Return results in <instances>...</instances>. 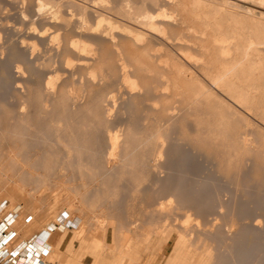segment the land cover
Segmentation results:
<instances>
[{"label": "rangeland", "instance_id": "rangeland-1", "mask_svg": "<svg viewBox=\"0 0 264 264\" xmlns=\"http://www.w3.org/2000/svg\"><path fill=\"white\" fill-rule=\"evenodd\" d=\"M188 1L0 0V156L7 153L6 150L14 156L11 147L17 145V141L23 143L19 145L28 147H24L18 157L8 154L9 158L0 159L1 211L11 209V199L6 195H17L13 190L9 191V186L11 189L19 188L16 190L19 197L12 198L15 200L12 212L20 208L17 213L14 212L16 218L19 217L18 225H15L18 234L12 244L13 238L8 242L11 244L9 247H13L17 240L31 241L35 237L52 247L55 244L46 228L52 224L64 226L67 221H74L78 223V228L84 229L87 247H97L93 244L95 241L99 245V255L104 258L101 264H175L177 261L174 263L173 258L176 247L174 249L173 244L176 236L182 234L183 228L186 233L189 230L186 241L193 236L191 242L187 241L190 248H194L200 240L203 245L207 244L209 251L213 248L211 253L199 244L203 250L201 252L197 244L199 249L188 250L192 254L196 251L195 256L203 253L202 257L196 256V259L201 257L205 260L207 257L205 261L208 264H264V217L260 219L259 225L244 219L239 220L241 222L235 228L231 227V216L228 219L224 216L228 208L223 209L226 201L229 202L230 197L227 196L230 194L219 189L221 183L232 182L231 185L228 183L232 190L236 181L239 188H246L249 178L254 190L264 196V121L235 106L222 92L213 88L203 72L209 67L205 63H210V60V65L215 66L214 56L217 54L214 52L212 55V43L215 42L210 39L211 33L207 26L226 7L228 10L224 11L225 14L230 13L238 18L253 16L243 9L250 7V3L245 0L244 3L235 2L236 5L229 7L221 0H194L201 7L193 10L190 7L192 0L189 4ZM261 5V9H250L261 12L262 15L258 17L264 21V1ZM146 12L170 16L167 20L156 21L161 28L159 34L148 32L140 25L141 17L138 15ZM231 22L228 21L230 25ZM74 42L79 45L77 49L72 45ZM258 51L257 56L256 52L254 54L257 58L260 56L256 60L261 61L260 67L264 70V63L261 65L264 62V46H258ZM179 70H183L185 84L179 77L176 79L180 82L171 80ZM125 79L130 83L125 82ZM131 82L135 83L137 89L129 88ZM200 82L216 101L214 104L211 102V107L217 110V105L221 104L223 108H229V113L219 108L221 112L224 111L222 114L225 117L230 116L224 122L225 118H222L221 127L216 122L220 119L215 121V118L207 116L210 105L207 106L205 100L190 99ZM194 83L196 85H192ZM192 86L195 88L191 90ZM164 100H167V104ZM202 119H206V123L203 121L202 124ZM225 123L233 129L231 134L224 127ZM67 132L81 137L78 143L80 153H74L75 160L69 158L73 153L66 158L62 150L61 141ZM152 132L157 133L153 136ZM239 136L246 140L245 151L240 149V155L236 143L240 141ZM158 149H162L160 155L155 154L160 151ZM46 153L52 160L46 157ZM233 154L238 157L227 161L234 157ZM39 158L48 161L43 163L46 168L42 164L44 169L40 171L41 167L36 166L35 171H29L31 176L28 170L27 173L25 169L22 170L26 160L35 162L37 159L41 164ZM52 168L56 171H52ZM43 176L49 180H43ZM57 181L61 182L60 185ZM234 188L233 191H236ZM163 201L168 203L169 206L164 204L173 214L168 216L156 208ZM256 207L261 209L264 205L258 203ZM178 211L191 213L185 217L184 214H178L181 216L179 218ZM227 213L230 215V212ZM179 222L185 225L181 226ZM80 223L83 225L80 226ZM174 223L180 224L176 227L181 230H176ZM170 226H174L173 232L169 231ZM194 236L200 239L195 244ZM73 237L72 232L66 231L65 239L58 248L60 259L50 261L42 257L43 262L62 264L63 260L80 256L81 244L78 241L73 240L71 248L68 247ZM126 246L139 256L129 258L126 255L127 260L132 259L130 263L118 260ZM203 247L209 252L208 255H213L212 258L207 252V256L204 254ZM196 259H193L192 264L205 263L200 262V258V263ZM83 264H94V261L87 257Z\"/></svg>", "mask_w": 264, "mask_h": 264}, {"label": "bare ground", "instance_id": "bare-ground-1", "mask_svg": "<svg viewBox=\"0 0 264 264\" xmlns=\"http://www.w3.org/2000/svg\"><path fill=\"white\" fill-rule=\"evenodd\" d=\"M170 0H168V2H169ZM182 1V0H181ZM187 1V0H186ZM190 1V0H189ZM189 1L187 2L188 4H189ZM214 0H212V2H213ZM222 2L221 3H223L224 5L226 4V5H229V7H231L232 6V4L233 5H236V4H234L235 2H238V3H240V2H242V3H244V1L245 0H221ZM247 1V0H246ZM249 1V2H248ZM247 2L248 3H250V4H248V3H246V4H248V6H250V7H254V8H257V9H261V7L260 6H262L261 5V3H263V1L264 0H248ZM167 2V3H168ZM201 2V1H200ZM207 2V1H206ZM251 2H254V4H252ZM172 3V2H171ZM174 3V2H173ZM172 3V4H173ZM178 3V2H177ZM182 3V2H181ZM180 3V4H181ZM191 3V2H190ZM215 3V2H214ZM257 4V6H255L256 4ZM180 4H179V6H180ZM203 4V3H202ZM220 4V3H219ZM208 5H210V4H208ZM222 5V4H221ZM239 6V5H238ZM190 7L193 9V10H196V9H199L200 7H201V5H200V3L198 2V1H194V0H192V4L190 5ZM209 7V6H208ZM222 7V6H221ZM224 7H226V6H224ZM234 7V6H233ZM232 7V8H233ZM237 7V6H236ZM235 7V8H236ZM250 7H243V9L246 11V13H252V15L253 16H250V17H247L246 16V18H238V17H234V15H232V14H230V13H228V14H225V12L224 11H226V10H228L227 9V7H226V10H224V8L222 9V10H224L223 12L221 11V10H219L217 7V9H218V11H221V14H219V17H217V16H214V17H216V18H218V19H216L215 18V20L213 19L211 22V24L210 23H207V20H206V23L210 26H207V24H206V26L208 27V29L210 30L209 32L211 33V35H210V39H214V41L213 42H215V43H212V41L210 42V43H212V50H211V52L213 51V56H214V52L215 53H217V54H215V56H217V57H215L214 56V58H215V66L214 67H212L213 65H210V64H212L211 63V60H210V63L208 62L207 64L205 63V65L206 66H209V67H206V69H205V71H203L205 74H204V77H206L209 81L208 82H210L211 83V85L213 86V88L214 89H216L217 91H219V92H222V94L230 101L231 100V102H233L234 103V105L235 106H237L238 108H240L243 112H245L246 114H254L256 117H258V118H260L262 121H264V81H263V79H264V70H262L261 68L262 67H260V63H259V61L258 60H256V59H258V58H260V56L257 58L256 56L258 55V53L257 52H259L258 51V46H264V23H262V22H264V21H262V20H260V16L262 15V13L261 12H259V11H257V10H255V9H250ZM263 7V6H262ZM189 8V7H188ZM212 8V7H211ZM210 8V9H211ZM214 8V7H213ZM215 8V9H216ZM239 8V7H238ZM124 9V8H123ZM190 10V9H189ZM238 10V9H237ZM200 11V10H199ZM240 11V10H239ZM191 12V11H190ZM196 12V11H195ZM194 12V13H195ZM214 12V11H213ZM228 12V11H227ZM234 12V11H233ZM210 13V12H209ZM217 13V12H216ZM208 14V13H207ZM214 14V13H213ZM191 15V14H190ZM190 15H189V17H190ZM197 15V14H196ZM212 15V14H211ZM217 15H218V13H217ZM138 16H140L141 17V19H140V21L141 22H139L140 23V25H142L144 28H146L147 30H148V32H151V33H160V27L158 26V24L156 23V21L157 20H167V18L168 17H170V16H166L165 14H150V13H144L143 15H138ZM192 16V15H191ZM243 16V15H242ZM259 16V17H258ZM195 17H197V16H195ZM203 17H204V15H203ZM212 17V16H211ZM258 17V18H257ZM172 18V17H171ZM170 18V19H171ZM208 19V18H207ZM139 20V19H138ZM182 20V19H181ZM99 21V20H98ZM101 21L103 22V19H101ZM137 21V20H136ZM209 21V20H208ZM228 21L230 22V21H233V22H231L232 24H233V26H231L229 23H228ZM262 21V22H261ZM104 22H105V20H104ZM185 22V21H184ZM102 24V23H101ZM212 24H213V27H212ZM204 26H205V24H204ZM98 28L99 27H97V30H98ZM205 29V31H206V28H204ZM212 29V30H211ZM245 29H247L248 30V32L245 30ZM194 30V29H193ZM184 31V30H183ZM204 31V32H205ZM192 32V31H191ZM207 32V31H206ZM156 33V34H157ZM194 33V32H193ZM208 33V32H207ZM212 34H213V37H215V38H213L212 37ZM212 37V38H211ZM140 40V39H139ZM230 40V41H229ZM233 40V41H232ZM235 40V41H234ZM234 42V43H232V42ZM230 42V43H229ZM214 44V45H213ZM219 44V45H218ZM231 44V45H230ZM71 45V44H70ZM72 45H74V47H75V49H77L78 47L77 46H79V45H76V43L74 42V44L72 43ZM208 45H209V43H208ZM211 45V44H210ZM233 46V47H232ZM74 47L72 48V49H74ZM211 47H209V48H211ZM81 48V47H80ZM203 49V48H202ZM208 50H210V49H208ZM261 50H263V48L261 49ZM77 51V50H76ZM79 51V50H78ZM84 51V50H83ZM142 52V51H141ZM210 52V51H209ZM234 54H233V53ZM257 54H256V53ZM264 52V51H263ZM256 54V56H255V54ZM209 54V53H208ZM259 54H261V53H259ZM143 55V54H142ZM183 55H184V53H183ZM188 55V54H187ZM186 55V56H187ZM264 55V54H263ZM180 56H182L181 54H180ZM185 56V55H184ZM183 56V57H184ZM254 56L256 57L255 59H254ZM145 57V56H144ZM190 57V56H189ZM141 60H142V58H141ZM140 60V61H141ZM191 60V59H190ZM147 61V60H146ZM263 61V60H262ZM261 62V61H260ZM143 63H144V61H143ZM142 63V64H143ZM263 63L264 62H262L261 63V65H263ZM148 66V65H147ZM177 66V65H176ZM211 66V67H210ZM148 67H152V66H148ZM180 68V67H179ZM208 68V69H207ZM202 70V69H201ZM183 71V70H182ZM182 71L181 70H179V71H177V73L178 74H174V75H176L175 76V78L174 77H171V78H173V79H171V80H174V79H176V78H178L179 77V79L180 80H183L182 82L185 84V81H184V79H182V76H183V73H182ZM173 73V72H172ZM192 74V73H191ZM185 76V75H184ZM192 76V75H191ZM127 77V76H126ZM125 78V77H124ZM192 78V77H191ZM169 80H170V78H168ZM179 79H176V80H178L179 82H180V80ZM186 79V78H185ZM194 79H195V77H194ZM205 79V78H204ZM206 79V80H207ZM127 80H128V78H127ZM170 80V81H171ZM175 80V81H176ZM192 80H193V78H192ZM196 81H197V79H195ZM194 80V81H195ZM175 81H173L174 83H175ZM177 81V82H178ZM195 81V82H196ZM125 82H129V81H126V79H125ZM133 82V81H132ZM131 82V85H129V88L131 89V88H134V89H137V87L133 84ZM167 82H169V81H167ZM172 82V83H173ZM176 82V83H177ZM193 82V81H192ZM199 82V81H198ZM130 83V82H129ZM166 83V82H165ZM171 83V82H170ZM169 83V84H170ZM189 83V82H188ZM187 83V85L189 86V84ZM164 85V84H163ZM192 85H196V83H194V84H192ZM197 85H198V83H197ZM204 85V84H203ZM169 86V85H168ZM182 86V85H181ZM202 85H201V82H200V86H197V88H195L194 86H192V88H191V90L193 89V88H195L196 90V93L195 92H193V93H195V94H193V97H191L190 99H192L193 98V100L195 101V100H198V99H200L199 101H201V98L203 99V100H205L206 101V105L207 106H209L210 107V111L209 110H207L208 111V115L207 116H210L212 119L213 118H215V121L217 120V119H220V120H218V121H216V122H218L219 123V125H217V126H220V124H221V120H222V118L224 119L223 120V122L226 120V119H228L227 117H230V116H227L226 114V116L227 117H225L224 116V114H222L224 111H220L222 108H223V106H221V104L218 106L217 104V110L216 109H214V108H216V107H211V102H212V104H214L216 101H214V97L211 95V94H209L207 91H205L204 89L206 88H204L203 89V86L201 87ZM161 87H163V86H161ZM178 87V86H177ZM166 88H167V86H166ZM159 88H157V89H155V92L157 93V91L156 90H158ZM163 89V88H162ZM168 89V88H167ZM188 89V88H187ZM189 89H190V86H189ZM179 90V89H178ZM160 91V90H159ZM162 91V90H161ZM189 91V90H188ZM167 92H168V90H167ZM169 92H170V90H169ZM191 92V91H190ZM189 93V92H188ZM161 94H164V93H161ZM168 94V93H167ZM183 94V93H182ZM163 96V95H162ZM180 96V95H179ZM188 96V95H187ZM190 96H192L191 94H190ZM189 96V97H190ZM178 97V96H177ZM177 97H175V98H177ZM183 97V96H182ZM196 97V98H195ZM108 98V97H107ZM181 98V97H180ZM179 98V99H180ZM167 99V98H166ZM187 99V98H186ZM190 99H189V101H190ZM107 100V99H106ZM111 100V99H110ZM173 100V99H172ZM164 101H166V103L165 104H167V100H164ZM188 101V102H189ZM194 101H192V102H194ZM163 102V101H162ZM175 102V101H174ZM163 103V104H164ZM223 103V102H222ZM225 103V102H224ZM223 103V105H225ZM230 103V102H229ZM182 104V103H181ZM188 104V103H187ZM190 104V103H189ZM170 105V104H169ZM177 105V104H176ZM175 105V106H176ZM180 105V104H179ZM185 105V104H184ZM215 105V106H216ZM164 106V105H163ZM181 106V105H180ZM191 106V105H190ZM212 106H214V105H212ZM164 107H166V105L164 106ZM222 107V108H221ZM174 108V107H173ZM182 108V107H181ZM204 108V107H203ZM207 108V107H206ZM219 108H221V109H219ZM165 109H167V107L165 108ZM169 109H171V108H169ZM228 110L229 108L227 107V109H226V107L224 106V108H223V110ZM175 110V109H174ZM185 110V109H184ZM181 111V110H180ZM221 113H220V112ZM108 112H110V111H108ZM175 112V111H174ZM226 112H228L229 113V110L228 111H226ZM181 113V112H180ZM198 113H199V111H198ZM202 113V112H201ZM205 114H206V112H204ZM176 114V113H175ZM200 114V113H199ZM205 114H203V115H205ZM182 115V114H181ZM181 115H179L180 117H181ZM184 115V114H183ZM182 115V116H183ZM240 115H244V114H240ZM187 116V115H186ZM206 116V118H208ZM254 116V117H255ZM173 117V116H172ZM177 117V116H176ZM189 117V116H188ZM175 118V117H174ZM201 118V117H200ZM211 118H210V120H211ZM240 118H241V116H240ZM243 118V117H242ZM171 119H173V118H171ZM204 119V118H203ZM202 119V124H203V120ZM101 120V119H100ZM199 120V119H198ZM201 120V119H200ZM209 120V119H208ZM243 120V119H242ZM164 121V120H163ZM205 121H206V119H205ZM204 121V122H205ZM162 122V121H161ZM209 122V121H208ZM234 122V121H233ZM238 122V121H237ZM165 123V122H164ZM206 123V122H205ZM210 123H211V121H210ZM253 123V122H252ZM263 123V122H262ZM158 124V123H157ZM186 124V123H185ZM201 124V125H202ZM228 124V123H227ZM225 126V128H228L229 130V133L231 134V130H233V129H231V128H229V126L227 127L226 126V123L224 124ZM184 126V125H183ZM203 126V125H202ZM211 126V125H210ZM215 126V124L213 125V127ZM148 127V126H147ZM198 127V126H197ZM203 127H206V126H203ZM221 127V126H220ZM16 128V127H15ZM14 128V129H15ZM151 128V127H150ZM160 128V127H159ZM182 128V127H181ZM199 128V127H198ZM197 128V129H198ZM216 128V127H215ZM155 129V128H154ZM208 129V128H207ZM210 129V128H209ZM214 129V128H213ZM217 129V128H216ZM254 129H255V127H254ZM66 130V129H65ZM156 130V129H155ZM205 130H206V128H205ZM235 130V129H234ZM147 131H149V130H147ZM221 131V130H220ZM220 131H218V132H220ZM255 131H257V130H255ZM255 131H252V132H255ZM19 132V131H18ZM215 132H217V131H215ZM235 132H237V130L235 131ZM238 132H239V130H238ZM242 131H240V133H241ZM244 132V131H243ZM246 132V131H245ZM17 133V132H16ZM32 133V132H31ZM147 133V132H146ZM157 133V132H156ZM155 132H152V135L154 136L155 134H156ZM225 133V132H224ZM223 133V134H224ZM147 134H149V133H147ZM223 134H222V136H223ZM246 134V133H245ZM150 135V134H149ZM210 135V134H209ZM211 135H213V134H211ZM216 135V134H215ZM256 135V134H255ZM31 136V135H30ZM64 137L62 138V141L61 142H63V143H61V144H63V148H62V150H63V152L65 151V153H66V158H68L69 157V155L71 154V153H73L72 154V156L71 157H69V158H72L73 156H75V155H77L76 154V151H77V153L79 152V149H78V146H79V138L81 139V137H79V138H77V137H75V136H77V135H72L71 133L69 134L68 132H67V134H64L63 135ZM226 136V135H225ZM228 136V135H227ZM241 136H244L243 134L241 135ZM254 136V135H253ZM33 137V136H32ZM31 137V138H32ZM147 137V136H146ZM145 137V138H146ZM152 137V136H151ZM237 137V136H236ZM19 138V137H18ZM28 138V137H27ZM61 138H59V141L61 140ZM211 138V137H210ZM226 138V137H225ZM233 138V137H232ZM239 138H240V136H239ZM264 138V137H263ZM262 138V139H263ZM16 139V138H15ZM24 139V138H23ZM217 139V138H216ZM20 140V139H19ZM22 140V139H21ZM239 140V139H238ZM248 140H249V138H248ZM31 142V141H30ZM56 142V141H55ZM17 143V145H15ZM22 142L20 141V143H19V141H17V142H15V146H13L12 145V151L11 152H14V156L10 153L9 154V151H7L6 150V152L7 153H4V154H1V156H0V159L1 158H4L5 159V157L6 158H9L10 156L9 155H12L14 158L15 157H18L19 156V153H21L24 149V147H25V149H27L26 148V145L23 147L22 145H19V144H21ZM32 143V142H31ZM59 143V144H60ZM229 143V142H228ZM238 145V153H239V155H240V151H242L243 152V150H244V148H246V140H245V138H240V141H238V142H236ZM23 144V143H22ZM25 144V143H24ZM26 144H27V142H26ZM28 144H29V142H28ZM27 144V145H28ZM60 144V145H61ZM161 145H162V143H161ZM160 145V146H161ZM212 145V144H211ZM62 146V145H61ZM156 146H158L157 144H156ZM229 146V145H228ZM236 146V145H235ZM236 146V147H237ZM248 146V145H247ZM22 147V148H21ZM32 147V146H31ZM159 147V146H158ZM157 147V148H158ZM257 147V146H256ZM156 148V147H155ZM156 148V149H157ZM161 148V147H160ZM215 148V147H214ZM231 148V147H230ZM232 148H234V146L232 147ZM23 149V150H22ZM155 149V150H156ZM219 149V148H218ZM235 149V148H234ZM241 149V150H240ZM243 149V150H242ZM8 150H10V148L8 149ZM22 150V151H21ZM158 150H160V149H158ZM228 150V149H227ZM240 150V151H239ZM20 151V152H19ZM27 151V150H26ZM32 151H34L33 149H32ZM216 151V150H215ZM230 151V150H229ZM228 151V152H229ZM232 151H234L233 149H232ZM245 151V150H244ZM248 151V150H247ZM262 151V150H261ZM2 152H5L4 150L2 151ZM51 152V151H50ZM162 152V149L159 151V152H155V154L156 153H158L159 155H160V153ZM16 153V154H15ZM18 153V154H17ZM26 153V152H25ZM25 153H23V154H25ZM64 153V154H65ZM74 153H75V155H74ZM80 153V152H79ZM78 153V154H79ZM84 153V152H83ZM154 153V152H153ZM221 153V152H220ZM232 153H234V152H232ZM249 153V152H248ZM256 153V152H255ZM9 154V155H8ZM22 154V153H21ZM20 154V155H21ZM31 154V153H30ZM34 154H35V152H34ZM43 154H45L44 152H43ZM224 154L226 155V153L224 152ZM227 154H229V153H227ZM235 154V153H234ZM233 154V155H234ZM237 154V153H236ZM242 154V153H241ZM245 154V153H244ZM26 155H28V154H26ZM52 155H53V153H52ZM163 155V154H162ZM161 155V156H162ZM220 155V154H219ZM258 155V154H257ZM261 155V154H260ZM22 156V155H21ZM24 156V155H23ZM43 156H45V155H43ZM42 156V157H43ZM50 155H49V153H48V155H47V153H46V157H49ZM81 156H84V155H81ZM81 156H79V157H81ZM157 156V157H156ZM155 157L156 158H159L158 157V155H156ZM250 156H252L251 154H250ZM27 157V156H26ZM25 157V158H26ZM40 157V156H39ZM54 157V156H53ZM85 157V156H84ZM111 157V156H110ZM219 157V156H218ZM223 157V156H222ZM236 157H238V155H234V157H230V158H225V159H227V161L228 160H231V161H233V159L234 158H236ZM247 157H249V156H247ZM20 158V157H19ZM33 158V157H32ZM38 158V157H37ZM50 158V157H49ZM49 158H48V160H49ZM56 158V157H55ZM55 158H53V159H55ZM78 158V157H77ZM87 158V157H86ZM221 158V157H220ZM254 158V157H253ZM261 158V157H260ZM18 159V158H17ZM27 159V158H26ZM29 159V158H28ZM40 160H41V158H39ZM38 159V160H39ZM43 159V158H42ZM45 159V158H44ZM51 159V158H50ZM73 159L75 160V157H73ZM80 159V158H79ZM155 159V158H154ZM222 159V158H221ZM248 159V158H247ZM263 159V158H262ZM21 160L23 161V158H21ZM25 160V159H24ZM31 160V159H30ZM30 160H29V162L27 161H25V163L23 162V164H24V166H23V169L22 170H24L25 169V171L26 170H28V174L30 173L29 171H31V170H34V168H35V170H36V166H40L41 167V169H40V171L42 170V168H43V165H44V168H46V166H45V164H46V162H48L46 159L45 160H41V164L37 161V159H36V161H37V163H36V161L34 162V160L32 161L31 160V162H30ZM39 160V161H40ZM52 160V159H51ZM78 160V159H77ZM239 160V159H238ZM246 160V159H245ZM45 161V162H44ZM50 161V160H49ZM69 161H70V159H69ZM73 161V160H72ZM80 161V160H79ZM231 161H229V162H231ZM259 161V160H258ZM9 162V161H8ZM8 162H7V164H8ZM18 162H20V161H18ZM17 162V163H18ZM51 162V161H50ZM243 162L245 163V161L243 160ZM255 162V161H254ZM254 162H252V163H254ZM43 163H45V164H43ZM77 163H79V162H77ZM220 163V162H219ZM224 163V162H223ZM226 163V162H225ZM224 163V164H225ZM235 163V162H234ZM233 163V164H234ZM238 163V162H237ZM240 163V162H239ZM1 164V163H0ZM22 164V165H23ZM43 164V165H42ZM221 164V163H220ZM223 164V165H224ZM229 164H232V162L231 163H229ZM2 165V164H1ZM21 165V166H22ZM63 166V164H60L59 166ZM65 165V164H64ZM78 166H79V164H77ZM228 165V164H227ZM227 165H226V167H227ZM239 165H242V163L241 164H239ZM254 165V164H253ZM6 166V165H5ZM47 166L49 167V163H47ZM66 166V165H65ZM229 166V165H228ZM231 166V165H230ZM229 166V167H230ZM234 166H235V164H234ZM233 166V167H234ZM48 167H47V169H48ZM67 167V166H66ZM80 167V166H79ZM255 167V166H254ZM257 167V166H256ZM9 168V167H8ZM43 168V169H44ZM81 168V167H80ZM223 168H225V167H223ZM236 168V167H235ZM258 168H259V166H258ZM19 169V168H18ZM38 169V168H37ZM62 169H63V167H62ZM232 169H234V168H232ZM251 169V168H250ZM254 169V168H253ZM6 170H7V168H6ZM34 170V171H35ZM46 170V169H45ZM53 170H55V168L53 169L52 168V171ZM58 170H59V168H58ZM60 170H61V168H60ZM239 170H241V168L239 169ZM48 171V170H47ZM56 171V170H55ZM179 171H180V169H179ZM197 171V170H196ZM228 171H229V169H228ZM233 171V173H234V170H232ZM258 171V170H257ZM6 172V171H5ZM9 172V171H8ZM17 172V171H16ZM37 172V171H36ZM35 172V173H36ZM39 172V171H38ZM42 172H44V170L42 171ZM239 172H241V171H239ZM238 172V173H239ZM252 172H253V170H252ZM17 173H19V172H17ZM23 173H24V171H23ZM25 173H27V171L25 172ZM41 173V172H40ZM48 173V172H47ZM198 173V172H197ZM237 173V172H236ZM242 173V172H241ZM22 174V173H21ZM27 174V175H28ZM129 174V173H128ZM141 174V173H140ZM223 174V173H222ZM243 174H245V173H242V175ZM30 175V174H29ZM42 175V174H41ZM132 175V174H131ZM229 175H230V173H229ZM239 175V174H238ZM247 175V174H246ZM252 175V174H251ZM16 176V175H15ZM31 176V175H30ZM45 176V175H44ZM43 176V177H44ZM59 176V175H58ZM128 176V175H127ZM141 176V175H140ZM228 176V175H227ZM245 176V175H244ZM14 177V176H13ZM132 177V176H131ZM252 177V176H251ZM10 178V177H9ZM23 178V177H22ZM41 178V177H40ZM46 178H48L47 176H46ZM45 177L44 178H42L43 180L44 179H46ZM79 178V177H78ZM247 178V177H246ZM19 179V178H18ZM52 179V178H51ZM62 179V178H61ZM139 179V178H138ZM137 178H136V180H138ZM22 180H24V179H22ZM37 180H39V179H37ZM48 180H49V178H48ZM54 180H55V177H54ZM57 180V179H56ZM60 180V179H59ZM132 180H133V178H132ZM140 180V179H139ZM19 181V180H18ZM27 181V180H26ZM62 181V180H61ZM233 181H234V178H233ZM247 181H248V183H249V185L246 187V188H239L238 187V184H237V181H236V183H235V185H234V187H236V191L234 190L233 191V188H232V190H231V186L229 187V185H231V183H229V185H228V183L227 182H225V183H221V185L219 186V189H220V191H222L223 193H225V194H230V196H227V197H230L228 200H229V202L228 201H226V204L225 205H223V206H225L223 209H226L227 210V208H228V210L226 211V215H224L225 216V218L226 219H228V217L229 216H231L230 217V219H229V223H230V225H231V227H234L235 228V225H237L238 224V222H239V220H250V221H252V222H254L255 221V223L256 224H260V219L262 218V217H264V207L263 208H261V209H258L257 207H256V204H258V203H261V204H263L264 205V196L263 195H261V194H258L257 193V190L255 191L254 190V186H253V184H252V180H250L249 178L247 179ZM39 182H42L41 180H39ZM38 182V183H39ZM52 182V181H51ZM55 182V181H54ZM53 182V183H54ZM57 182H59V185H60V181H57ZM56 182V183H57ZM138 182V181H137ZM235 182V181H234ZM219 183V182H218ZM57 185V184H56ZM233 185V184H232ZM15 187V186H14ZM52 187V186H51ZM58 187V186H57ZM84 187V186H83ZM9 191H14V192H16V194L17 195H14V194H12V196H9V195H6V196H8L10 199H11V206H10V208L11 209H9L10 211H8V210H6V208H5V211H2V212H0V258H2V261H3V264L5 263V264H46V263H44L43 262V260H42V257H47L48 258V260H50V261H54V260H57V259H60V256H61V253H60V251L58 250V248L61 246V244H62V242L64 241V239H65V233H66V231H70V232H72L73 233V235H74V237L73 238H71L72 240H70V242L68 243L69 245H68V247H70L71 248V246H72V243H73V240L74 241H78L81 245H80V249H81V255L80 256H78V257H75V258H70V259H68V260H63V262H62V264H83V260L84 259H86L87 257L88 258H90V259H92L93 261H94V264H101L102 262H103V260H104V258H102L99 254H100V251H99V245L97 244V242L95 241V243L93 242V244H95V246H97V247H87L86 245H85V236L84 235H86L85 234V232H84V229H81V227L80 228H78L77 226H78V223H76V222H74V221H67L66 223H65V225L64 226H62L61 224L60 225H56V224H52V225H50L48 228H46V231L48 232V234H49V237L51 236V239H52V242L55 244L54 246H52V247H54V250H52V247L50 246V245H48L47 244V242L46 241H44V240H42V239H40L39 237H35L33 240H24V239H22L21 241H19V240H17L15 243H14V245H12L13 247H9V246H11V244L15 241V239L17 238V234H18V232H17V230H18V228H16L17 226H15V225H18V222H19V220H18V218L19 217H17L16 218V216H15V214H14V212L15 213H17L19 210H20V208H16L13 212H12V209L13 208H15V200L13 201L12 200V198L14 199V198H17V196L19 197V193L16 191L17 189L19 190V188H15V189H13V187H12V189L10 188V186H9ZM218 189V188H217ZM235 189V188H234ZM237 193V194H236ZM238 193L240 194V196L238 195ZM6 194H8V192H6ZM0 195H2V194H0ZM4 196V195H3ZM102 196V195H101ZM164 196V195H163ZM162 196V197H163ZM169 197H170V195H169ZM168 197V198H169ZM172 197V196H171ZM170 197V198H171ZM1 198H3V197H1ZM5 198V197H4ZM165 198H166V196H165ZM175 199V198H174ZM177 199V198H176ZM171 200V199H170ZM166 201H168L167 199H166ZM177 201V200H176ZM191 201V200H190ZM212 201V200H211ZM95 202V201H94ZM93 202V203H94ZM158 202V201H157ZM162 202V201H161ZM173 202H174V200H173ZM225 202V201H224ZM165 202L163 201V203H159L158 204V206H156V205H154V206H156V208L158 207L159 208V211L160 212H165L166 213V215H168L169 216V214L170 213H172V212H169L170 210L169 209H167L168 208V203H165V204H167L168 206H166L165 204H164ZM170 203V202H169ZM0 204H1V202H0ZM175 204V203H174ZM174 204H172V205H174ZM178 204V203H177ZM193 204V203H192ZM93 205V204H92ZM220 205H222V204H220ZM190 206V205H189ZM167 207V208H166ZM179 207V206H178ZM186 207H187V205H186ZM227 207V208H226ZM157 208V209H158ZM173 208V207H172ZM180 208V207H179ZM19 209V210H18ZM170 209H171V207H170ZM177 209V208H176ZM192 209V208H191ZM218 209V208H217ZM50 210H52V209H50ZM155 211H157L156 209H154ZM154 210H153V212H154ZM182 210V209H181ZM194 210V209H193ZM230 210V211H229ZM0 211H1V205H0ZM224 211V210H223ZM6 212V213H5ZM53 212V211H52ZM51 212V213H52ZM160 212H158V214L160 213ZM179 212V211H178ZM184 212H186V211H184ZM184 212H179V213H177V215L179 214H184L183 216L185 217V215H187V214H190L191 212H192V210H191V212H186V214L184 213ZM227 212H230V215H228V213ZM175 213V212H174ZM49 214H50V211H49ZM54 214V213H53ZM154 214V213H153ZM164 214V213H163ZM173 214V213H172ZM175 215H176V213H175ZM175 215H172V217H174ZM176 215V216H177ZM178 215V216H179ZM192 215V214H191ZM195 215H196V213H195ZM207 215V214H206ZM217 215V214H216ZM161 216V215H160ZM182 216V217H183ZM190 216V215H189ZM55 217V216H54ZM157 217V216H156ZM155 217V218H156ZM159 217V216H158ZM164 217V216H163ZM192 217V216H191ZM190 217V218H191ZM171 218V217H170ZM175 218V217H174ZM179 218H181V216H179ZM187 218V217H186ZM210 218V217H209ZM154 219V218H153ZM157 219V218H156ZM159 219H161L160 217H159ZM188 220H189V218H187ZM163 220V219H162ZM161 220V221H162ZM170 220H173V219H170ZM170 220H169V222H170ZM183 220H184V218H183ZM183 220H181L182 222H184ZM213 220V219H212ZM21 221V220H20ZM161 221H160V223H161ZM190 221V220H189ZM155 222V221H154ZM164 222V221H163ZM241 222V221H240ZM239 222V223H240ZM180 223V222H179ZM192 223V222H191ZM194 223V222H193ZM207 223V222H206ZM211 223H212V221H211ZM229 223L227 222V224H228V227H229ZM81 224L83 225V223H80L79 225L81 226ZM158 224V223H157ZM169 224H171V223H169ZM168 224V225H169ZM173 224V223H172ZM177 224V223H176ZM181 224V223H180ZM180 224L178 225V226H180ZM183 224V223H182ZM182 224H181V226H182ZM195 224V223H194ZM193 224V226H195V225H197L198 226V224H195L194 225ZM217 224V223H216ZM160 225H162V224H160ZM166 225V224H165ZM164 224H163V226H165ZM174 225H175V223H174ZM177 225H175V227L177 226ZM185 224H183V226H184ZM207 225V224H206ZM209 225H210V223H209ZM212 225V224H211ZM239 225V224H238ZM255 225V224H254ZM177 226V227H178ZM257 226V225H256ZM15 227V228H14ZM84 227V226H83ZM173 227L174 226H172V228H171V226H170V228H169V231L170 230H172L173 229ZM175 228L176 230L178 229V228ZM186 227V226H185ZM225 227H227V225L225 226ZM224 227V228H225ZM14 228V229H13ZM161 228V227H160ZM197 228V230L199 229L198 227H195V229ZM162 229V228H161ZM163 230H165V229H163ZM162 230V231H163ZM174 230V229H173ZM173 230H172V232H173ZM175 230V231H176ZM179 230H181L180 229V227H179V229H178V231ZM183 230V231H182ZM182 230H181V235H183V236H181L180 234V236L181 237H179V235H177L178 233L176 232L175 234L179 237H177L176 236V238H175V240H174V244L173 245H175V246H173V248L174 247H176V251H175V255H174V258H173V262L175 261H177V263H175V264H181L180 263V261L182 262V264H183V262H184V264H186V262L188 263V264H192L193 263V259L195 258L196 259V256H201L203 253H201V255L199 254V255H194V254H196V251H195V253L194 254H192L193 252L191 251V253H190V251H188V250H190L191 248H193V247H191L190 248V246L189 245H187V243H189V242H187V241H192V239H193V236H191V234L189 235V236H191L192 238H190V240L188 239L187 241H186V234H188V231L189 230H187V233L184 231V229L182 228ZM234 230V229H233ZM205 231V230H204ZM167 232V231H166ZM183 232H185V233H183ZM197 232V231H196ZM229 232V231H228ZM162 233V232H161ZM170 234H171V232H169ZM180 233V232H179ZM166 234V233H165ZM203 234V233H202ZM14 235V236H13ZM198 235V234H197ZM13 236V237H12ZM171 236H172V234H171ZM170 237V236H169ZM183 237H185V239H183ZM197 236H194V240H195V238H196ZM198 237H202V235L201 236H198ZM13 238V240H12V242H11V244H9L8 242L11 240ZM148 239V238H147ZM146 239V240H147ZM171 239H172V237H171ZM197 239H199V238H196V241L194 242V244L197 242ZM184 240V241H183ZM200 240V239H199ZM190 241V242H191ZM202 240H200V241H198L199 242V244H201V246L203 245V242H201ZM167 242H168V240H167ZM201 242V243H200ZM216 242V241H215ZM193 243V242H192ZM212 243H213V241H212ZM218 243V242H217ZM168 244V243H167ZM190 244V243H189ZM193 244V245H194ZM197 244L198 243H196L195 245H194V248L193 249H195V248H198L200 245L198 244V247H197ZM225 244V243H224ZM192 245V244H191ZM204 247H205V249H208V248H206V246H207V244L205 243L204 245H203ZM187 247H189V248H187ZM204 247H203V249H204ZM187 248V249H186ZM200 248V251L201 252H203V250H201L202 249V247H199ZM198 248V249H199ZM11 249V251H9ZM193 249H191V250H193ZM198 249H196V250H198ZM204 249V250H205ZM215 249V248H214ZM211 250H213V248H211ZM210 250V251H211ZM199 251V250H198ZM197 251V252H198ZM208 251H209V249H208ZM208 251H204V254L207 252V255L209 254V252ZM50 252V253H49ZM172 252V251H171ZM49 253V254H48ZM174 253V252H173ZM198 253H200V252H198ZM211 253H212V251H211ZM211 253H210V255H208L209 257H213V255H211ZM214 253V252H213ZM47 255V256H46ZM126 255H129V258H137V254L135 253V252H133L132 250H130V247H124V250H122L121 252H120V254H119V258H118V260H120V261H125V262H131L132 261V259H129V260H127V258H126ZM172 256H173V254H171ZM206 255V254H205ZM205 255L203 256V257H205ZM206 255V256H207ZM131 256V257H130ZM172 256H171V258H172ZM195 256V257H194ZM139 257V256H138ZM202 257V256H201ZM201 257H197L198 259H196L197 261L199 260V258H200V262H204L206 259H207V257L205 258V260H204V258H201ZM208 257V259H210ZM168 258H169V256H168ZM215 258H213L212 260L213 261H215L216 262V260H214ZM134 260V259H133ZM167 260H170V259H167ZM196 260H194V262L196 263ZM179 261V262H178ZM207 261V260H206ZM206 261H205V263H203V264H208V263H206ZM199 262V261H198ZM199 262V263H200ZM208 262H210V261H208ZM212 262H210V264H211ZM213 264V263H212ZM217 264V263H216Z\"/></svg>", "mask_w": 264, "mask_h": 264}, {"label": "built area", "instance_id": "built-area-1", "mask_svg": "<svg viewBox=\"0 0 264 264\" xmlns=\"http://www.w3.org/2000/svg\"><path fill=\"white\" fill-rule=\"evenodd\" d=\"M1 212H2V211H1ZM13 236H14V235H13ZM13 236H12V237H13ZM0 264H3L2 258H0ZM4 264H5V263H4Z\"/></svg>", "mask_w": 264, "mask_h": 264}]
</instances>
